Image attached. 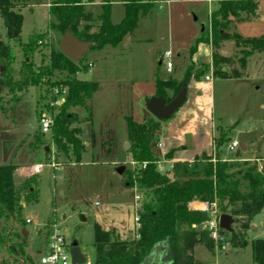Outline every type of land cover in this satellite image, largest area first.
<instances>
[{
  "label": "rangeland",
  "instance_id": "1",
  "mask_svg": "<svg viewBox=\"0 0 264 264\" xmlns=\"http://www.w3.org/2000/svg\"><path fill=\"white\" fill-rule=\"evenodd\" d=\"M51 1L12 0L13 11L24 15L19 40L8 35L0 14V38L13 46L15 51L11 75H0V162L41 166L39 172L33 171L37 178L34 184L38 190L37 201H23L19 221L13 223L7 217L0 218V231L8 235L5 244H0V264H40L37 252L45 247L57 229L64 235L68 247L79 246L82 256L87 258L86 264L94 260L97 224L119 239H136V216L140 205L151 198V191L141 188L136 182L132 186L126 184L127 172L134 174L143 165L139 159L132 157L131 147L127 148L126 142H123L127 136L125 117L132 115L138 120L144 117V110L147 112L142 93H146L148 86L152 87L153 72L164 51L171 52L170 60L174 66L169 74L164 63L168 59H165L161 66L162 75L178 79L184 76L190 61V46L202 27L205 26V29L200 36L211 35V25H207L209 6L212 8L217 3V0L210 4L208 0L155 2L151 11L140 15L139 26L134 32L126 35L118 46L106 45L85 51L83 61L87 64L92 61L93 65L78 72L76 77L95 81L98 88L86 101L89 110L85 106L70 107L82 120L81 139L86 151L81 160L68 162L62 155L54 156L52 131L41 132L38 116L42 111L57 113L64 101L59 105L51 104L48 77L33 85L31 79L24 78L20 73L28 68L25 59L34 62L35 69L40 71L49 64L51 49H59L58 42L63 35L49 27V22L54 19L48 11ZM260 4L264 8V0ZM123 10L122 4L113 5L112 23L122 18ZM240 14L242 19L247 16L246 11ZM93 17L91 31H96L100 21L94 14ZM217 19L221 22L219 27L223 38L218 46L208 42L212 46L211 63H202L196 70V62L191 64L193 71L199 72V75L216 74L210 82L200 78V87L206 85L216 125L214 152L210 156L214 159L219 157L232 165L228 169L230 177L239 179L240 188L244 191L242 176L245 170L254 163L259 169L264 166V48L248 55L250 44L236 41L235 34L238 31L244 38L255 37L264 32V22L236 20L239 24L236 31L232 20L223 23L221 16ZM32 32L41 33L43 37L38 47L26 55L20 43H25ZM214 53L225 58L226 62L214 66ZM200 60L197 63H201ZM219 66L225 67L224 73L231 76L222 77L218 73ZM233 72L239 76H232ZM67 75V72L55 70L52 79H64ZM176 95L175 91H171L165 99L170 101ZM220 135L223 143L218 147ZM233 140L244 143L246 149L240 144L230 149ZM156 144H153V150L159 155ZM162 160L159 157L160 172L173 176V163H166L160 169ZM120 165L125 167L122 173L117 172ZM31 174H21L17 183L20 184ZM213 213L208 212L210 220L217 219L222 213L218 205L213 207ZM232 218V231L218 227L211 249L204 244L194 247L196 264L254 262L251 242L255 238H264V208L250 220L243 215ZM26 219L29 221L26 222ZM208 225L207 221L197 228L201 230ZM10 246L16 249L10 252ZM160 254H155L150 264L157 260L168 264L165 255Z\"/></svg>",
  "mask_w": 264,
  "mask_h": 264
},
{
  "label": "trees",
  "instance_id": "2",
  "mask_svg": "<svg viewBox=\"0 0 264 264\" xmlns=\"http://www.w3.org/2000/svg\"><path fill=\"white\" fill-rule=\"evenodd\" d=\"M89 0H52L48 8L53 20L49 27L59 31L62 35L70 31L74 36L88 42L89 49L103 48L106 45L118 46L120 41L134 32L138 26L140 15L150 11L157 0H122L125 14L119 22L111 21V0H106L101 5V12L97 15L98 30L91 31L93 13L85 8ZM12 0H0V14L3 18L8 35L14 40H19L24 15L14 12ZM256 3L253 0H222L218 9L212 12L210 17L211 35L199 36L196 43L190 48V55L196 51L199 42H212L218 46L223 38L220 31L221 22L217 16H221L224 22L230 20V15L240 17V13L246 11L247 16L254 15ZM43 34L32 32L25 43H20L24 53H32L38 46ZM236 41L249 43L251 54L255 50L264 48V34L259 37H243L238 32ZM15 51L0 38V75L9 77L12 73V62ZM214 66L226 62V59L214 53ZM28 66L21 71L24 78L31 79L33 85L40 84L44 77H48L49 89L54 86L67 87V95L64 102L58 107L51 124L52 143L55 145L54 156H64L69 161L81 160L86 151V145L81 139L82 120L70 110V107H87V103L98 88V83L91 80H81L76 77L89 65L80 57L73 61L65 55L60 48L51 49L49 64L37 71L34 62L24 60ZM55 70L67 72L64 79H52ZM218 73L223 77H230L219 66ZM193 68L190 64L181 81L168 76L163 77L157 72L155 86L157 96L167 98V89L178 94L183 86H186L192 76ZM196 76L199 72L194 73ZM232 76H239L236 72ZM168 99V98H167ZM87 101V102H86ZM169 101V100H167ZM40 114V113H39ZM39 116V115H38ZM90 119V118H89ZM89 121V120H88ZM127 134L131 142V154L142 162V167L129 174L126 184L132 186L136 183L145 190L151 191V198L143 202L138 210V234L133 241L119 239L113 232L95 227L94 236V260L89 264H150L148 258L153 251L158 255H165L168 264H196L193 250L197 244H204L210 249L215 239L208 228L198 229L209 220L206 210L192 208V201H203L209 204L215 203L222 213L234 217L243 215L247 220L254 218L264 208V166L258 168L254 163L243 173L245 181L242 191L239 179L231 178L228 169L232 166L226 160L219 157L214 159L208 154H201L192 162L174 163L173 176L161 173L158 169L159 157L153 150V144L158 142L157 132L161 128V121L154 116H146L143 121H137L132 115L125 117ZM222 135L218 137V147L223 143ZM225 138V137H224ZM50 154V152H49ZM171 155V151L168 156ZM214 159V160H213ZM246 164L247 161H244ZM20 166L12 161L0 162V218L7 217L15 221L20 220L23 201H37L38 193L34 184L37 178L34 174L25 177L17 183ZM0 231V244H5L7 238ZM254 262L251 264H264V238H255L251 242ZM15 246H10L9 251H14ZM160 254V255H161ZM34 262V260H31ZM154 264H163L155 261Z\"/></svg>",
  "mask_w": 264,
  "mask_h": 264
},
{
  "label": "crops",
  "instance_id": "3",
  "mask_svg": "<svg viewBox=\"0 0 264 264\" xmlns=\"http://www.w3.org/2000/svg\"><path fill=\"white\" fill-rule=\"evenodd\" d=\"M105 1L106 0H89L85 3V8L86 10H88L89 12H92L95 16H97L101 12V5ZM159 1L161 0H157L155 2H159ZM211 1L213 0H208L209 4L211 3ZM221 1L222 0H217V3L214 6H212V8L211 6H209L210 10L208 14L207 25L208 23L210 24V17H211L212 12L218 9ZM253 1H255L256 7H257L254 15L245 16V18L243 19H242L241 14H240V17L230 15V20H232L236 31L239 27V24H237L236 20L247 19V20H251L254 22H261V21L264 22V8L260 4L261 0H253ZM114 4H122L123 9H124V4L122 0H112L111 11H112ZM91 6H94V7L91 8ZM112 14H113V11L111 12V16ZM124 14H125V11H124ZM170 16L173 18V10H171ZM139 23H140V18L138 21V26H139ZM204 29H205V26L202 27L201 32L197 37L201 35ZM262 34H264V32H262L261 34L255 37H259ZM195 41L192 44V46L196 43ZM192 46H190V48ZM196 48H197L196 51L192 55L189 56L190 61L187 65L188 67L192 61L196 62L197 65H196L195 70L202 63H208V62L211 63L212 61L210 58V55L212 52L211 45H209L207 42H199ZM163 55L164 53L161 54L160 56L161 60L159 61L156 68L154 69V72H153L154 75L157 72H160L161 75L164 74V73H161V66L163 65V62L165 60L163 59ZM199 60L201 61V63H197V61L199 62ZM89 63H91V66L93 65L92 61H89ZM164 63L166 64L167 72L170 74L171 73L170 70H172L174 64H172L171 67H168L167 61ZM223 68L225 69V67ZM194 73L195 72L193 71L190 80L186 84L187 95H186L185 101L182 103V105L179 107V109L176 111L175 114H173L170 118L166 119L165 121H161L160 123L161 128L157 132V135H158V140H157L158 147L157 148H158V154H159L158 156L163 158L162 162H160V167L164 166L166 163L174 164V162H183V161L192 162L194 161L196 157H199V155L201 154L211 155L214 152V142H215L214 137H215L216 125L213 122V112L209 105L210 102H209V98L207 97V91H206L207 88L205 87L206 85L202 84L203 88L200 87L202 83L200 78L204 77L205 81L210 82L212 80L213 75L216 76V74H212V72H210L211 75H206V76L197 75L196 76ZM164 76L165 77L170 76L176 79L177 81H181L185 77V74L180 79L173 77L172 75H163V77ZM207 76H210V79H207L206 78ZM193 77H195L196 79H194ZM155 79H156V75L151 80L152 87L148 86L146 93H142L144 94L143 98L145 102V108H146V101L149 99V97L153 95L157 96ZM171 91H172L171 89H167V92L169 94ZM143 115L144 117L141 116V118L138 120L135 119L134 116L133 118L137 121H143V119L146 116H149L152 114L150 111H148V108H147V112L144 110ZM127 141H128V134L123 139V142H127ZM241 143L242 142H239V144ZM244 146L246 149L245 144ZM209 148H211V151H209ZM170 151H171V155L168 156V153ZM19 166L20 168H19L18 176L24 173H29V172L34 173L33 172L34 166L21 165V164H19ZM202 204H203V201H192L189 203V205L195 209H201ZM26 222H27V219H26ZM23 231H24V234H27L25 229H23ZM47 244L48 242L44 245L45 247L38 250L37 254L39 256L42 253H45L47 251Z\"/></svg>",
  "mask_w": 264,
  "mask_h": 264
},
{
  "label": "water",
  "instance_id": "4",
  "mask_svg": "<svg viewBox=\"0 0 264 264\" xmlns=\"http://www.w3.org/2000/svg\"><path fill=\"white\" fill-rule=\"evenodd\" d=\"M60 50L71 58L73 61H77L82 55L85 53L86 50L89 49L90 44L86 41H81L77 39L74 34L70 31H66L65 34L62 36L60 41L58 42ZM222 70H225L222 68ZM187 95L186 86H183L180 92L170 101H167L162 96L153 95L149 97L146 101V108L151 114L159 121H165L169 117H171L182 105L185 101ZM127 148L131 147L130 142H126ZM241 148H245L244 144H240ZM48 149V148H47ZM236 155L239 156V152H236ZM124 165H120L117 168V172L122 173L124 170ZM83 219V218H82ZM219 225L222 229L231 232L233 227L232 224L234 220L231 215L227 213H221L219 216ZM253 226V225H252ZM156 251H153L152 256L148 258V260L153 259L155 256ZM70 255L72 258L73 264H86L87 258L82 256L80 252V248L78 245L71 246L70 248Z\"/></svg>",
  "mask_w": 264,
  "mask_h": 264
},
{
  "label": "built area",
  "instance_id": "5",
  "mask_svg": "<svg viewBox=\"0 0 264 264\" xmlns=\"http://www.w3.org/2000/svg\"><path fill=\"white\" fill-rule=\"evenodd\" d=\"M170 51L164 52L163 59L167 60V66L171 67L172 62L170 60ZM91 66V63H89ZM207 79H210V76L206 77ZM67 93V87H59L54 86L51 89V104H61ZM54 114L51 112H40L39 114V127L41 129L42 133H48L51 132V124L53 122ZM239 142L237 140L232 141V143L229 145V148L232 149L234 147H238ZM41 169V166L39 164H36V166L33 167V171L39 172ZM159 169V168H158ZM161 169V167H160ZM160 171V170H159ZM217 206L215 203L209 204L208 202H203L202 209L206 210L207 212L213 213V207ZM214 214V213H213ZM220 216V215H219ZM219 216L217 219H209L208 221V228L211 231L212 237L217 238V229L220 227L219 225ZM29 219H27V222ZM138 221V214L136 216V222ZM139 224V223H138ZM47 244V251L45 253H42L40 258L41 264H73L72 258L70 255V247L66 245V241H64V235L59 232L57 229L48 239Z\"/></svg>",
  "mask_w": 264,
  "mask_h": 264
}]
</instances>
